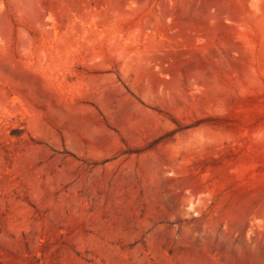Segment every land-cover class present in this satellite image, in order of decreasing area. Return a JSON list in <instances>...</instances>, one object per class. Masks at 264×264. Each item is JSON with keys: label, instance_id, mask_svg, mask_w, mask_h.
<instances>
[{"label": "rangeland", "instance_id": "1", "mask_svg": "<svg viewBox=\"0 0 264 264\" xmlns=\"http://www.w3.org/2000/svg\"><path fill=\"white\" fill-rule=\"evenodd\" d=\"M0 264H264V0H0Z\"/></svg>", "mask_w": 264, "mask_h": 264}]
</instances>
